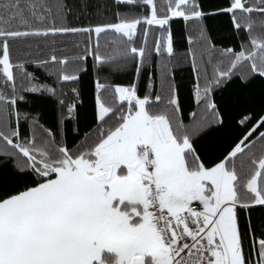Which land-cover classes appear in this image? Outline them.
Returning a JSON list of instances; mask_svg holds the SVG:
<instances>
[{
  "label": "snow or ice",
  "instance_id": "6c2138e0",
  "mask_svg": "<svg viewBox=\"0 0 264 264\" xmlns=\"http://www.w3.org/2000/svg\"><path fill=\"white\" fill-rule=\"evenodd\" d=\"M0 264H264V0H0Z\"/></svg>",
  "mask_w": 264,
  "mask_h": 264
},
{
  "label": "trees",
  "instance_id": "16d2710c",
  "mask_svg": "<svg viewBox=\"0 0 264 264\" xmlns=\"http://www.w3.org/2000/svg\"><path fill=\"white\" fill-rule=\"evenodd\" d=\"M178 39L181 41V43L178 45V47H179L181 50H183L185 45H184V43H183V34H182V33L178 34ZM29 71H35V72L37 73V75L43 76V72H42V70H40V69L30 68ZM183 75H184L185 77H187L189 74L185 72V73H183ZM184 83H185V84L188 83L187 79H185ZM25 110H30V108H29V109H25Z\"/></svg>",
  "mask_w": 264,
  "mask_h": 264
}]
</instances>
